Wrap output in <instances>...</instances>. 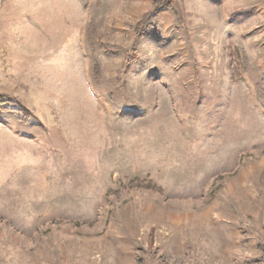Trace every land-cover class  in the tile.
<instances>
[{
	"label": "rangeland",
	"instance_id": "374dc122",
	"mask_svg": "<svg viewBox=\"0 0 264 264\" xmlns=\"http://www.w3.org/2000/svg\"><path fill=\"white\" fill-rule=\"evenodd\" d=\"M257 88L264 0H0V264H264Z\"/></svg>",
	"mask_w": 264,
	"mask_h": 264
},
{
	"label": "trees",
	"instance_id": "16d2710c",
	"mask_svg": "<svg viewBox=\"0 0 264 264\" xmlns=\"http://www.w3.org/2000/svg\"><path fill=\"white\" fill-rule=\"evenodd\" d=\"M257 99L260 103L264 104V91H262L260 88H257L256 91ZM3 99L2 96H0V102ZM4 109V108H3ZM6 110V109H4ZM13 113H15L20 120H24V122L28 121V112H26L25 108L22 106H17L14 109H10Z\"/></svg>",
	"mask_w": 264,
	"mask_h": 264
},
{
	"label": "bare ground",
	"instance_id": "6f19581e",
	"mask_svg": "<svg viewBox=\"0 0 264 264\" xmlns=\"http://www.w3.org/2000/svg\"><path fill=\"white\" fill-rule=\"evenodd\" d=\"M48 1V0H47ZM42 2V1H41ZM39 4H40V2H39ZM49 6V5H48ZM42 8H43V6H42ZM51 8V7H50ZM62 9V8H61ZM40 10V9H39ZM50 10H52V9H50ZM58 10V9H57ZM48 12H51V11H48ZM62 12V11H61ZM58 13H60V11H58ZM56 15V14H55ZM41 16V15H40ZM52 16V15H51ZM38 17V16H37ZM42 18V17H41ZM54 18V17H53ZM40 20V19H39Z\"/></svg>",
	"mask_w": 264,
	"mask_h": 264
}]
</instances>
